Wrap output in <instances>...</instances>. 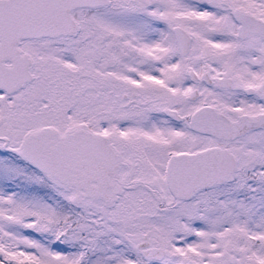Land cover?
I'll list each match as a JSON object with an SVG mask.
<instances>
[{"label":"snow or ice","instance_id":"snow-or-ice-1","mask_svg":"<svg viewBox=\"0 0 264 264\" xmlns=\"http://www.w3.org/2000/svg\"><path fill=\"white\" fill-rule=\"evenodd\" d=\"M0 264H264V0H0Z\"/></svg>","mask_w":264,"mask_h":264}]
</instances>
